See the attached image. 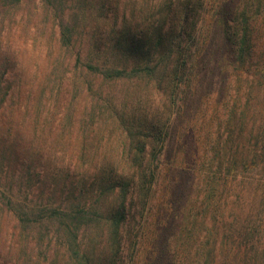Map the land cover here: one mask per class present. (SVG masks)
<instances>
[{"label": "trees", "instance_id": "1", "mask_svg": "<svg viewBox=\"0 0 264 264\" xmlns=\"http://www.w3.org/2000/svg\"><path fill=\"white\" fill-rule=\"evenodd\" d=\"M10 1L18 5L15 11L3 13L0 10V173L12 184L22 185L31 191L33 188L35 214H46L36 219L37 222L54 220L58 226L66 228L67 238L69 234L73 237L69 247L63 243L61 247L48 249L46 255L49 253L50 264H118L129 202L139 200L141 205H146L151 196L161 143L168 133L171 108L175 103H169L167 116L162 118L153 103L155 92L172 90L174 93L186 76L190 77L188 69L196 62L194 53L184 40L193 38L190 29L192 19L203 10L205 0L152 1V9L165 11L166 15L165 18L159 15L146 26L134 22V13L127 15L124 12L122 19L118 20L116 0H42L48 18L56 22L58 41L65 47V54L76 58V67L80 70L73 79L72 88L64 94L68 103L52 111V118H48L50 124L59 120L61 139L75 124L77 105L85 86L89 92L87 96L92 100L90 108L78 121L80 127L75 140L78 150L74 153L77 166L74 169L57 165L52 155L47 156L44 151L36 149L34 138L27 135V126L14 125L13 106L24 98V93L10 77L15 61L1 43L8 23L11 27L24 24L26 32L29 30L36 11L34 13L33 8L24 5L35 4L36 0ZM19 9L22 11L20 16ZM153 17L156 18V13ZM227 36L231 38L230 34ZM240 39L241 46H244L247 36ZM79 49L87 54L86 61ZM101 60L106 63L102 65ZM193 60L188 68L187 64ZM237 61L241 65L235 67V76L249 71V68L243 69L246 60L238 57ZM257 65L261 67L264 89V61ZM81 75L86 80H79ZM96 77L104 81L96 83ZM143 80L148 82L146 89L142 86L137 93L123 89ZM256 81L254 77L245 75L242 89L249 90L246 92L249 93ZM232 84L233 79L225 102L227 116L223 118L227 124V135L221 134L213 144L210 142L213 156L201 157L204 195L199 198V205L191 207L186 214L181 230L187 234L186 237L182 235V239L192 237L197 231V245L205 258H211L207 261L200 256L197 264H234L229 256L232 246L240 248L239 244L245 238L246 241L242 242L248 253V249L255 250L264 235V202L256 212V218L251 215L242 226L245 233H237L238 215L233 219L227 218L223 206V201L229 198L230 186H238L235 181L249 166L248 160L239 154L240 139L247 123L246 113H241L248 104L240 107L238 97H235L239 90ZM102 86L108 89V95L104 97L105 88ZM63 92L60 84L59 97ZM172 92L169 98L173 100ZM37 117L40 118L41 113ZM98 129L114 137L106 143L105 151L99 149L105 138L103 135L99 142L97 139L91 142L88 135L90 131L97 134ZM260 131L262 133L257 134L260 136L252 132L250 136L263 142L264 127ZM56 142L64 145L60 139ZM261 156L264 157V153ZM262 187L264 189V183ZM210 211L213 213L209 221L207 214ZM94 228H99V231L93 232ZM86 234H90V239ZM88 242L91 247H88ZM67 249L70 250L68 254ZM253 258L256 259L257 255ZM35 264L45 263L36 261Z\"/></svg>", "mask_w": 264, "mask_h": 264}, {"label": "rangeland", "instance_id": "2", "mask_svg": "<svg viewBox=\"0 0 264 264\" xmlns=\"http://www.w3.org/2000/svg\"><path fill=\"white\" fill-rule=\"evenodd\" d=\"M152 1L157 0H116L114 5L119 12L118 20L122 19L124 12L127 15L134 13V22L137 21L141 26L148 25L159 15L165 18V11L152 9ZM42 3V0H36L35 4L24 5L33 8L34 13L36 11L27 32L24 24L11 27L8 23L3 34L1 45L6 51L9 50L15 61L10 77L14 78L15 86L24 93V98L13 106L14 125L27 126V135L34 138L36 149L44 151L47 156L52 155L57 165L63 164L74 169L77 166L74 153L78 150L75 144L80 127L78 121L84 116V111L90 108L92 100L87 96L89 92L85 86L83 93L86 99L84 94L79 99L75 124L61 139L59 120L50 124L48 118H52V111L68 103V97L64 94L70 91L73 79L80 74V70L76 67V58L65 54V47L58 41L56 22L48 18ZM17 7L13 1L0 0L2 12L15 11ZM18 11L20 16L22 11ZM154 13L156 18L153 17ZM192 20L194 27L191 25L190 29L193 38L185 39L184 44L194 53L196 64L191 66L194 60L187 64L188 68L192 67L188 69L190 77L186 76L174 93L172 90L155 92L153 103L163 115L162 118L167 116L169 103H175L171 108L168 133L160 142L161 152L151 196L146 205H141L139 200L129 202L128 222L122 233L121 260L118 264H197L200 256L202 260L208 261L210 258H205L197 245V231L192 235L193 238L190 236L182 239V235L186 237L187 234L181 230L186 214L191 207L199 205V198L204 195V180L201 178L204 166L201 157L213 156L210 142L213 144L214 139L221 134L227 135L225 102L229 97L232 79L231 86L239 90V94L235 95L238 97L237 103L240 107L248 104L242 108L241 113H246L247 123L240 139L239 154L248 160L249 166L235 179L238 186L228 188L229 198L225 199L226 192L222 197L225 199L223 206L227 218L233 219L238 215L240 224L236 227L237 233H245L242 226L251 215L256 218V212L264 202V157L261 156L264 153V141L250 136L251 132L260 136L257 134L264 127L263 78L261 67L257 65L264 61V0H205V7ZM228 34L231 38H228ZM245 36L248 40L241 46L240 38ZM84 52L80 51L86 61L88 58ZM238 57L246 60L243 69L249 68V71L235 76V67L241 65L237 61ZM100 62L102 65L106 63L105 60ZM245 75L257 80L249 93H246L249 90L242 89ZM94 79L96 83L104 81L101 77ZM79 80H86V77L81 75ZM60 84L64 92L60 95L63 96L62 100L57 104ZM140 87L146 89L148 82L138 81L136 85L123 89H132L137 93ZM102 88H105L104 97L108 95V89L107 86ZM170 92L173 100L169 98ZM38 113H41L40 118L37 117ZM101 122L105 125L104 120ZM90 132L88 135L91 142L96 139L99 142L102 135L105 137L99 144L100 150L105 151L106 143L114 139L105 130L98 129L97 134ZM59 139L64 145L56 142ZM11 184L0 173V264H35L36 261L50 264L49 253L46 255L48 249L61 247L63 243L69 247L73 237L69 234L67 238L66 228L58 226L54 220L37 222L36 219L46 214H35L33 188L31 191L22 185L12 184L14 187H11ZM212 213L210 211L207 214V220L212 219ZM99 228H94L93 232H98ZM87 237L90 239V234H86ZM242 241H246L245 238ZM242 241L240 248L232 246L229 249L231 262L264 264V235L255 250L248 249V253ZM88 247H91L90 242ZM68 251L70 253L67 249V254ZM253 255H257V258L254 259Z\"/></svg>", "mask_w": 264, "mask_h": 264}]
</instances>
